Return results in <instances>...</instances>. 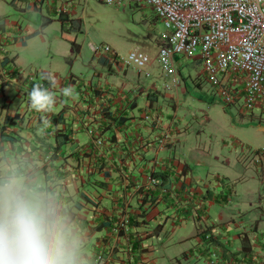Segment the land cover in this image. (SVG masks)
Returning <instances> with one entry per match:
<instances>
[{
    "label": "crops",
    "instance_id": "0c3cea01",
    "mask_svg": "<svg viewBox=\"0 0 264 264\" xmlns=\"http://www.w3.org/2000/svg\"><path fill=\"white\" fill-rule=\"evenodd\" d=\"M42 1L52 11L59 10L55 3L60 0ZM62 1L72 6L75 0ZM1 2L35 10L29 0H0V34L4 33L0 36V126L11 125L17 136L12 145L0 140V178L39 205L64 239L73 264H160L151 256L150 240L159 241L161 234L177 226L184 231L181 241L190 244L182 251L185 258L195 255L208 264L209 253L202 235H197L199 229L217 236V243L209 249L215 252L218 264H264V230L260 229L264 213L249 226L241 216L233 218L226 213L235 195L231 183L218 173H195L186 160H178L174 149L179 129L173 130V119L165 116V101L170 99L161 97L156 86L145 88V95L138 98L139 94H128L124 82L116 86L84 83L53 73V110H33L27 75L20 74L15 61L18 54L12 52L39 31L24 37L20 24L2 14ZM66 87L73 90L72 96L62 94ZM118 121L120 125H116ZM156 170L169 173L170 190L177 191L181 183L188 190L181 194L178 208L186 206L189 196L207 191L208 198L195 201L185 218L178 211L173 213L174 208H165L164 201L144 205V213L138 215L142 222L129 226V216L138 212V189L153 188L148 179ZM257 198L263 208L264 187ZM189 223L192 226L187 232ZM145 230L152 235L141 234ZM136 236L142 238L139 253L131 243ZM236 239L241 243L234 244Z\"/></svg>",
    "mask_w": 264,
    "mask_h": 264
},
{
    "label": "rangeland",
    "instance_id": "374dc122",
    "mask_svg": "<svg viewBox=\"0 0 264 264\" xmlns=\"http://www.w3.org/2000/svg\"><path fill=\"white\" fill-rule=\"evenodd\" d=\"M29 1L35 10L1 2L2 14L20 24L24 37L39 31V34L26 37L25 44L13 48L12 54H18L15 61L21 75L41 79L43 75L55 73L63 78L75 77L78 82L91 81L100 85L110 82L114 86L124 82L128 94H139L138 98L145 95V88L156 86L161 97L165 95L170 99L165 101V116L173 119V130L179 129L174 149L178 160H186L195 173L199 174V170L218 173L231 183L235 195L227 205V214L233 218L241 216L247 226L261 217L264 205L260 206L257 196L264 187V160L256 162L255 159L264 151V107L254 108L249 115L238 112L233 104L223 105L212 86L203 76H198L200 65L193 57L178 62L182 65L178 84L172 87L170 76L157 59L163 24L143 1L113 5L101 0H75L72 6H66L60 0L55 3L59 8L57 12L52 11L46 1ZM60 10L69 18L63 29ZM73 39L80 44L78 54L71 52ZM90 43L109 45L119 57H126L128 51L138 45L152 60L140 71L117 62L113 72L104 62L105 55L92 51ZM125 78L128 81H124ZM6 185L0 178V187ZM189 226L192 224H188L187 232ZM260 229L264 230V222ZM183 234L182 228L177 226L174 231L161 234L159 241L150 240L151 256L160 264H203L195 255L186 258L182 255L190 245L181 241ZM161 239L164 243L159 244ZM238 243L240 239L234 244Z\"/></svg>",
    "mask_w": 264,
    "mask_h": 264
},
{
    "label": "built area",
    "instance_id": "2783aa9c",
    "mask_svg": "<svg viewBox=\"0 0 264 264\" xmlns=\"http://www.w3.org/2000/svg\"><path fill=\"white\" fill-rule=\"evenodd\" d=\"M101 1L114 5L139 0ZM140 1L148 5L163 24L157 59L170 76L172 87L178 84V62L194 57L199 60L204 79L223 104H235L244 113L264 107V0ZM90 48L94 52L101 51L112 66L120 63L140 71L152 60L138 45L133 46L126 57H119L106 44L90 43ZM28 80L33 81L32 86L42 84L32 75H28ZM95 142L100 145L99 140ZM261 159L264 160L262 154L255 161ZM148 182L153 185L158 179L149 176ZM215 255L210 251L209 263H217Z\"/></svg>",
    "mask_w": 264,
    "mask_h": 264
},
{
    "label": "clouds",
    "instance_id": "9594fccd",
    "mask_svg": "<svg viewBox=\"0 0 264 264\" xmlns=\"http://www.w3.org/2000/svg\"><path fill=\"white\" fill-rule=\"evenodd\" d=\"M42 79L55 88L51 74ZM62 94L70 97L73 90L66 87ZM28 97L31 108L38 113L51 112L56 104L55 93L42 84L34 85ZM0 264H73L64 239L48 223L39 205L11 183L0 187Z\"/></svg>",
    "mask_w": 264,
    "mask_h": 264
},
{
    "label": "trees",
    "instance_id": "16d2710c",
    "mask_svg": "<svg viewBox=\"0 0 264 264\" xmlns=\"http://www.w3.org/2000/svg\"><path fill=\"white\" fill-rule=\"evenodd\" d=\"M33 3H35V1H33ZM59 18L61 20V28L63 29L64 27H67L66 23L69 21V18L66 17V16H63V15H60ZM47 21H48V19H47ZM2 35H4V33L1 31L0 36H2ZM70 46H71L73 54L79 53L80 44L78 42H76V40H74V39L71 40L70 41ZM196 60L199 63L198 58H196ZM104 62L107 63V60L105 58H104ZM178 66H179L178 67V71H181L180 68L182 67V65L178 64ZM198 76H203L204 77V75L201 72H200V74ZM42 77H44V75ZM68 79L72 80L74 78L73 77H69ZM41 80H42V85L44 87L50 88L51 85H50L48 80L42 79V78H41ZM26 81H27V77H26ZM27 84H28V86L30 85L28 87V90L30 92L32 87H33L32 86L33 85V81H29L28 80ZM96 91H98V90L97 89L96 90L92 89L93 93H95ZM251 114H252V111H251V113L249 115H251ZM120 124H121V121H118L116 123V125H120ZM12 130L13 129H12L11 125H2V126H0V136H1L0 140H5L7 143L12 145L13 142L17 138V136L12 133ZM42 141H43V137H42ZM43 143H44V141H43ZM57 147H58V145L56 144L53 147L54 150ZM257 152H260V151H257ZM71 154L75 155V152H72ZM261 154L264 157V151H261ZM261 160H259V161H261ZM259 161H257V162H259ZM150 176L158 179V182H156L153 185H151L153 188H139L138 189V201H139V204H138V207H137L138 212H137V216H135V215H130L129 216V218H128L129 226H137V225H139V222H142V220H138V215L142 216V214L144 213V211H145L144 205H146L147 207H151L154 204H157V203H159L161 201H164L165 202V208H174L173 213H177V211H178V216L182 217V218H185L187 213L190 210V207L195 205V201H198L199 199L204 200V198H208L207 197L208 196L207 191H205L204 194L201 195V196H198V195L189 196L188 198H190V199L186 201L187 202V203H185L186 206H182V207L178 208L177 202L179 200H181L180 199L181 198L180 197L181 194H185V190L188 192V190L186 188L184 189L183 183L180 184L179 189L177 191H172V190H170L168 188V186H169V183H168L169 173L167 171H164V170L152 171ZM159 195H161V196L159 197ZM142 233H145L146 237L152 235L151 231H149V230H145V231L141 232V234ZM197 235H202L203 246H205V249L209 253L208 254V257H209L208 258V264H216V262L215 263H209V260L211 258L210 249L209 248L213 244L217 243V241H216L217 236L215 237V235L212 232H206L205 230L200 231L199 229L197 231ZM141 240H142L141 237L136 236L135 239H133L131 241V243L133 245V249H136L137 253L143 251V248L141 247V244H140ZM244 241H246L245 237H243V243H244ZM243 247H244V245H243Z\"/></svg>",
    "mask_w": 264,
    "mask_h": 264
}]
</instances>
